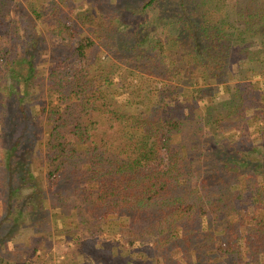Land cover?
<instances>
[{"label":"trees","instance_id":"1","mask_svg":"<svg viewBox=\"0 0 264 264\" xmlns=\"http://www.w3.org/2000/svg\"><path fill=\"white\" fill-rule=\"evenodd\" d=\"M64 4L73 1L52 0L49 32L67 36L77 61L55 63L47 75L45 189L33 175L42 127L0 92V246L16 207L48 215L51 196L91 236L121 219L120 230L148 244L157 264H264V160L233 153L225 133L249 109L264 108V87L252 80L264 77V0L103 1L98 16L81 18L114 53L101 68L89 53L96 40L77 38ZM9 15L0 0V64L13 92L20 80L26 88L35 82L45 37L33 17L9 26ZM129 69L142 76L138 88ZM242 177L251 184L243 188Z\"/></svg>","mask_w":264,"mask_h":264},{"label":"rangeland","instance_id":"2","mask_svg":"<svg viewBox=\"0 0 264 264\" xmlns=\"http://www.w3.org/2000/svg\"><path fill=\"white\" fill-rule=\"evenodd\" d=\"M72 1V6L64 4V7L66 10H69L74 23L80 26L78 28L80 35L77 34V38L81 35L89 34L96 40L95 46L89 51L92 57V65L94 67L98 66V68L109 65L115 59L114 53L106 48L98 39V36L100 37L101 34L94 32L95 26L93 23H84L82 20L88 21L89 17L98 16L100 12L98 8L102 7L103 1H106L108 5L109 2L114 3L116 0ZM8 3L10 9L9 16L13 20L9 23V26H12L16 20L18 23V20H28L31 16L36 22L37 29L45 37L43 42L44 49L40 55L41 60L37 61L38 66L36 67V75H34L35 82L31 86L29 85L26 88L21 84L24 81L20 80L14 91L10 92L9 83L7 84V81L4 79L3 70L5 68L3 64H0V92H7L10 94L9 96H12V99L15 98V102H13L14 108L19 110L21 106L29 107L36 116L37 123L42 127L41 150L33 157V175L38 185L45 189L49 153L45 150L44 145L46 130L49 128L50 122L46 119L45 111L41 109V106L46 105L49 101L47 75L53 64H72L77 61V56L66 45L68 41L67 36L49 32L53 27L50 13L52 0H8ZM35 10L41 16H38ZM152 28L153 32L159 30L156 29V24ZM2 33L3 29L0 27V35ZM262 39L263 37L261 36ZM59 44L63 46L58 48ZM20 57H22V54H20ZM128 73L135 79V84H132L131 89L138 88L136 84L138 79H140L139 77H142L140 76L141 74L131 69H129ZM115 80L118 82L119 78L115 77ZM198 80L202 82V79ZM252 80L255 82V86L264 87V77H253ZM234 83L235 80H232L226 87L234 88ZM155 86V83L149 84L147 93L150 89H155ZM122 87L125 88L124 90H127V86L123 85ZM192 88L191 86L186 87L185 90L188 95L191 94ZM26 92H29V94H26ZM31 95L32 97L34 96V102L30 99ZM225 96L227 97V92L219 96H213L211 99L217 102ZM72 99L75 102L74 96ZM224 109L227 113L234 114L231 103ZM259 111L263 113L264 108L249 109L246 119L234 121L226 127L225 133L230 135V140L235 148V150L233 149V153H237V155L242 154V156L250 153L264 160V118H262L263 116ZM255 112L260 113V117L257 119L253 117ZM102 122L104 126H108L109 121L106 117H103ZM250 146H254L252 148H255L257 151H247L250 149ZM1 157L4 161V155H1ZM2 173L3 171L0 167V176ZM254 174L252 175L254 176ZM261 179L264 180V177L261 176L260 179H257L259 183H261ZM249 184H251V180L248 182V179L246 180L242 177V187L245 188ZM32 189L29 185V187L24 189V192L29 193ZM46 205L49 208L48 215L41 213L38 215L31 214L30 206H25L24 210L16 207L18 212L7 216L8 221L6 226L9 228V233L7 234L9 237L7 245L2 244L0 246V264H157L149 257V253L147 252L148 244H144L139 239L131 243L128 233L120 230L121 219H117L112 223L110 232H105L103 235L91 236L83 226L79 225V221H73L71 218L66 219L69 215L67 213L63 215L53 197L50 196L47 199ZM68 212L70 213V209H68ZM121 218H125L124 212L121 213ZM62 223L64 224L63 226Z\"/></svg>","mask_w":264,"mask_h":264}]
</instances>
